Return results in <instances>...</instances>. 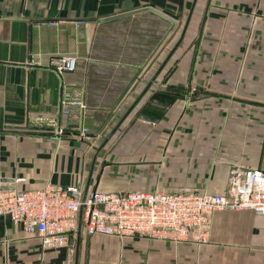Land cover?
Masks as SVG:
<instances>
[{
	"label": "crops",
	"instance_id": "crops-1",
	"mask_svg": "<svg viewBox=\"0 0 264 264\" xmlns=\"http://www.w3.org/2000/svg\"><path fill=\"white\" fill-rule=\"evenodd\" d=\"M186 21L180 43L120 124L131 128L121 134L119 160L106 159L101 147L88 180L102 142L75 137L71 118L60 112L63 89L85 102L89 138L100 139L144 89L181 34L172 43L173 29L182 31ZM60 55L75 56L76 69L57 73L52 61ZM177 109L179 124L195 123L198 135L171 132ZM37 116L63 132L13 128L43 126ZM234 166L264 170V0H0V186L52 182L82 193L107 189V169L121 181L112 191H224ZM192 173L197 180H187ZM104 239L80 232L77 264L88 240ZM206 242L198 244V264H264V215L216 211ZM75 246L73 254L71 246L44 249L0 215V264H74Z\"/></svg>",
	"mask_w": 264,
	"mask_h": 264
},
{
	"label": "built area",
	"instance_id": "built-area-1",
	"mask_svg": "<svg viewBox=\"0 0 264 264\" xmlns=\"http://www.w3.org/2000/svg\"><path fill=\"white\" fill-rule=\"evenodd\" d=\"M76 65L77 58L72 55H60L52 61L59 74L75 70ZM86 108L78 94L63 89L60 112L71 118L68 127L74 128L75 137L81 140L89 138ZM34 120L57 134L64 130L53 119L37 116ZM242 209L264 215V170L232 167L224 192L166 191L161 187L127 191L95 188L87 190L82 198L77 185L48 182L34 188L0 186V215L20 225L27 236L37 237L44 249L72 246L79 219L80 230L89 236L140 235L202 244L208 240L216 211Z\"/></svg>",
	"mask_w": 264,
	"mask_h": 264
},
{
	"label": "rangeland",
	"instance_id": "rangeland-1",
	"mask_svg": "<svg viewBox=\"0 0 264 264\" xmlns=\"http://www.w3.org/2000/svg\"><path fill=\"white\" fill-rule=\"evenodd\" d=\"M177 32V33H176ZM180 31V27L177 26L172 31V36L175 40ZM172 65V69H173ZM195 89H193L194 91ZM173 100V99H172ZM178 111L173 114L170 122V130L172 133H190L192 135H198V126L195 123L190 125L179 124V119L181 118V113L183 109H177ZM116 123V122H115ZM113 124V126L115 125ZM128 123V122H126ZM179 124V125H178ZM112 126V127H113ZM112 127L107 128L105 133L101 136L100 139L91 140L88 138L89 143H94L95 146H98L104 139V136L111 130ZM127 128H131V125L123 124L118 127V135L113 134L110 139L104 145V148L101 149V154H104V157L111 161L119 160L115 156V152L118 149V144L123 140L121 134L126 131ZM183 128L190 129L188 132H185ZM134 128H132L133 130ZM143 130V129H142ZM140 129V132H142ZM167 133V132H166ZM132 140L128 139L127 141ZM125 141V142H127ZM134 142V141H132ZM137 142H134L136 144ZM178 153V152H176ZM195 160V159H194ZM108 170L104 172L102 176V183L107 185L108 188L103 189L107 191H112L116 186L121 184V181L117 180V177L107 176ZM198 174H190L187 180H197ZM226 186L224 191H226L228 186V175H227ZM104 185V186H105ZM110 188V189H109ZM128 189H123L127 191ZM135 190V189H129ZM211 191L224 192L216 189H210ZM118 191V190H116ZM203 192V191H201ZM253 212V211H252ZM82 232V231H81ZM87 235V234H85ZM104 240H99L93 242L88 240L83 247V252L80 255L82 262L81 264H198V244L189 243V242H173L171 240H166L163 238H149L140 235H131L125 236L123 238H118L115 236L104 235ZM207 243V242H205ZM74 241L72 240V251L74 252ZM204 244V243H202ZM224 255V254H223ZM215 255H213L214 257ZM208 257L203 254L202 260ZM225 258V256L223 257ZM222 260V259H220ZM72 261V258H71ZM201 261V260H199ZM78 263H79V253H78Z\"/></svg>",
	"mask_w": 264,
	"mask_h": 264
},
{
	"label": "water",
	"instance_id": "water-1",
	"mask_svg": "<svg viewBox=\"0 0 264 264\" xmlns=\"http://www.w3.org/2000/svg\"><path fill=\"white\" fill-rule=\"evenodd\" d=\"M195 1V0H194ZM194 4V2H193ZM146 8H143V9H138V10H134V11H128V12H125V13H121V14H117L113 17H107V18H104L102 20H106V19H110V18H114V17H119V16H123V15H128V14H131V13H136L138 11H141V10H144ZM147 9H150V10H153L152 8H147ZM156 13H159L158 11H155ZM161 15H163L162 13H160ZM165 16V15H164ZM190 14L188 15L187 18H189ZM168 19L171 20L172 24L175 22V20L173 18H169L167 17ZM188 21V19H187ZM187 21L185 22V24L183 25V29L181 31V34L178 38V40L176 41V43L171 47L170 51L168 52V54L166 55V57L164 58V60L161 62V64L159 65V67L156 69L155 73L153 74V76L149 79V81L147 82L146 86L144 87V89L140 92V94L135 98V100L130 104V106L126 109V111L122 114V116L118 119V121L115 123V125L111 128V130L109 131V133L105 136L104 140L102 141V143L95 148V152H94V155H93V158H92V162H91V167H90V171H89V174H88V180L90 179V176H91V173H92V169H93V165H94V162H95V158H96V154L97 152L99 151V149L101 147L104 146V144L109 140V138L113 135V133L116 131V129L120 126V124L122 123V121L125 119V117L132 111V109L134 108V106L136 105V103L139 101V99L141 98V96L146 92V90L151 86V84L155 81V78L157 76V74L159 73V71L161 70V68L164 66V64L167 62V60L170 58V56L172 55V53L174 52V50L176 49V47L178 46V44L180 43L181 39H182V36L184 34V31H185V28H186V25H187ZM145 119L147 120H153L152 118L150 117H145ZM13 128H22V129H29V130H40V131H47V130H51V128L49 127H44V126H29V125H23V126H14ZM87 191V188H85L82 192V198L84 197L85 193ZM73 196H77V193H72ZM80 219H79V222H78V228H77V231H76V235H77V238H76V246H75V257H74V264H77V261H78V249H79V238H80Z\"/></svg>",
	"mask_w": 264,
	"mask_h": 264
},
{
	"label": "trees",
	"instance_id": "trees-1",
	"mask_svg": "<svg viewBox=\"0 0 264 264\" xmlns=\"http://www.w3.org/2000/svg\"><path fill=\"white\" fill-rule=\"evenodd\" d=\"M173 96H176V95H173Z\"/></svg>",
	"mask_w": 264,
	"mask_h": 264
}]
</instances>
